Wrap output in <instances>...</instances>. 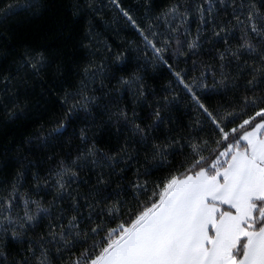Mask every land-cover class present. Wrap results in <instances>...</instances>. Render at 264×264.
<instances>
[{
    "label": "snow or ice",
    "instance_id": "6c2138e0",
    "mask_svg": "<svg viewBox=\"0 0 264 264\" xmlns=\"http://www.w3.org/2000/svg\"><path fill=\"white\" fill-rule=\"evenodd\" d=\"M0 117V264H264V0H0Z\"/></svg>",
    "mask_w": 264,
    "mask_h": 264
},
{
    "label": "trees",
    "instance_id": "16d2710c",
    "mask_svg": "<svg viewBox=\"0 0 264 264\" xmlns=\"http://www.w3.org/2000/svg\"><path fill=\"white\" fill-rule=\"evenodd\" d=\"M166 80H167L166 74H164L163 70H160L159 73L157 74L156 78H155V82H156L157 86L163 84ZM0 119H2V117H0ZM18 124H19V122H17L16 125H14V124H8V125L0 124V139L7 138L8 133H11L13 135L20 133L22 131V129L17 126Z\"/></svg>",
    "mask_w": 264,
    "mask_h": 264
}]
</instances>
